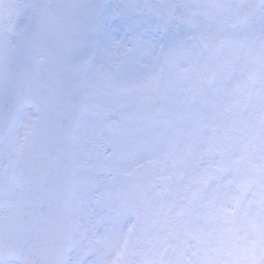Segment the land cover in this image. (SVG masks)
<instances>
[{"label": "snow or ice", "instance_id": "6c2138e0", "mask_svg": "<svg viewBox=\"0 0 264 264\" xmlns=\"http://www.w3.org/2000/svg\"><path fill=\"white\" fill-rule=\"evenodd\" d=\"M0 264H264V0H0Z\"/></svg>", "mask_w": 264, "mask_h": 264}]
</instances>
